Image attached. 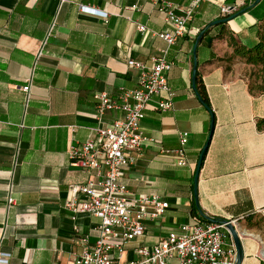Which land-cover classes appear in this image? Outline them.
Segmentation results:
<instances>
[{
  "label": "crops",
  "instance_id": "obj_1",
  "mask_svg": "<svg viewBox=\"0 0 264 264\" xmlns=\"http://www.w3.org/2000/svg\"><path fill=\"white\" fill-rule=\"evenodd\" d=\"M163 3L183 14L190 0H0V250L11 254L9 264H75L96 242L99 219L73 216L66 208L71 187L89 178L70 165L69 148L123 117L110 111L97 120L94 95L106 92L119 100L137 87L139 71L128 61L150 65L162 51L173 63L168 74L172 108L161 112L156 101L148 106L141 128L153 142L134 165L123 168L122 181L132 194L159 196L169 209L160 220L145 222V235L129 243L113 264L138 263L140 247L154 246L195 221L194 177L207 143L197 186L199 208L210 219L234 222L241 264H264V130L257 127L264 119V94L250 91L239 59L218 60L233 53L227 35L246 47L258 42L264 0L202 3L189 23L191 33L173 46L152 34L172 30L159 11ZM80 5L108 17L82 13ZM224 6L233 14L246 10L226 23L221 40H212L220 28L207 29L196 53L214 125L194 91V47L203 30L224 18ZM136 24L152 33L138 32ZM27 85L26 108L22 88ZM183 133L189 137L180 166L175 151ZM9 197L16 204L7 211ZM232 243L227 235V244Z\"/></svg>",
  "mask_w": 264,
  "mask_h": 264
},
{
  "label": "built area",
  "instance_id": "obj_2",
  "mask_svg": "<svg viewBox=\"0 0 264 264\" xmlns=\"http://www.w3.org/2000/svg\"><path fill=\"white\" fill-rule=\"evenodd\" d=\"M209 1L190 0L183 14H178L172 4H160L159 11L165 14V21L172 28L170 32L152 33L140 24H136V29L143 34L152 33L173 46L191 33L189 23L195 10ZM79 10L104 19L108 17L106 12L89 6L80 5ZM222 14L224 18L232 16L233 10L224 6ZM46 44L47 40L42 42L41 50ZM166 54L162 51L152 57L150 65L130 59L128 66L139 71L137 87L123 92L117 101L106 92L94 95L97 120H103L110 111H119L123 117L95 129L94 138L69 148L70 165L82 169L89 178L84 185L71 187L72 197L67 200L66 208L73 216L88 214L100 221L98 239L83 251L75 264H113L114 257L121 258L129 243L145 235V222L160 220L169 209V203L159 196L132 194L122 181L123 168L134 165L137 156L153 142L144 136L141 128L148 106L156 101L161 112L172 108L174 94L168 74L173 63L166 59ZM30 90V85L22 88L26 108L31 99ZM188 137V133L182 134L181 147L175 151L180 166L185 164ZM15 204L16 200L9 197L7 211ZM227 235L230 232L225 225L196 217L193 223L181 225L179 231L170 233L158 244L140 247L137 250L140 261L134 264H167L171 259L177 264H236V247L233 243L227 244ZM10 258L11 254L0 250V264H9Z\"/></svg>",
  "mask_w": 264,
  "mask_h": 264
},
{
  "label": "trees",
  "instance_id": "obj_3",
  "mask_svg": "<svg viewBox=\"0 0 264 264\" xmlns=\"http://www.w3.org/2000/svg\"><path fill=\"white\" fill-rule=\"evenodd\" d=\"M244 10H246V8ZM241 12L242 11H239L236 14L239 15ZM225 25L226 24H219L214 27L215 29L220 28V30H219V33L213 36L212 40H221L224 38V36H226ZM207 32L208 31H205L206 34ZM227 42H228L229 47L233 50V53L230 57L218 59L219 61L231 63L234 59L237 58L240 61H243L245 64L251 65L253 67H259V66L264 65V23L262 25L261 31L258 34V42L254 46L246 47L240 44L239 42H237L232 35H227ZM194 91L197 97L200 99V102L211 112L212 117H213V124L215 125V116L212 111L210 100H209L206 88L203 84L202 78L200 77L198 72L196 74ZM250 91L252 92L251 88H250ZM257 127L259 130H264V119H261L257 122ZM206 153H207V150L205 151L204 157ZM192 213L196 217H199L201 220L205 222H209V220L203 218L200 215L199 210L196 206L195 200L192 204Z\"/></svg>",
  "mask_w": 264,
  "mask_h": 264
},
{
  "label": "water",
  "instance_id": "obj_4",
  "mask_svg": "<svg viewBox=\"0 0 264 264\" xmlns=\"http://www.w3.org/2000/svg\"><path fill=\"white\" fill-rule=\"evenodd\" d=\"M259 1V0H258ZM244 10H242L243 12ZM238 14H235V15H232V16H228L226 18H222L220 20H217V21H214L212 22L205 30H203L198 38H197V41H196V44H195V47H194V71H193V87H194V84H195V79H196V74H197V56H196V53H197V46L201 40V38L204 36L205 34V31H207V29L211 28V27H214L216 25H219V24H226L228 23L229 21H231L232 19H234ZM200 100V99H199ZM213 126V124H212ZM207 147H208V143L206 144V146L203 148L202 150V153L200 155V158H199V161H198V165H197V170H196V174H195V177H194V198H195V203H196V206L199 210V213L200 215L209 220V222H212V223H220V224H223L226 226V228L228 229V231L230 232V236L231 238L233 239L234 241V244H235V247H236V252H237V256H236V264H241V262L243 261V252H242V249H241V243H240V239H239V236L236 232V228L234 226V222H229V221H225V220H215V219H210L208 218L207 216H205L200 208H199V205H198V194H197V186H198V180H199V173H200V170H201V166H202V163H203V159H204V154H205V151L207 150Z\"/></svg>",
  "mask_w": 264,
  "mask_h": 264
},
{
  "label": "rangeland",
  "instance_id": "obj_5",
  "mask_svg": "<svg viewBox=\"0 0 264 264\" xmlns=\"http://www.w3.org/2000/svg\"><path fill=\"white\" fill-rule=\"evenodd\" d=\"M241 62L242 64H245L243 61ZM243 77L249 88H251L253 94H264V65L253 67L245 64Z\"/></svg>",
  "mask_w": 264,
  "mask_h": 264
}]
</instances>
